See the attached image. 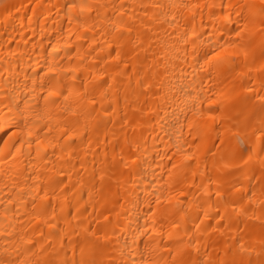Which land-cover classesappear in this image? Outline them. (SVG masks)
Instances as JSON below:
<instances>
[{"label":"bare ground","instance_id":"1","mask_svg":"<svg viewBox=\"0 0 264 264\" xmlns=\"http://www.w3.org/2000/svg\"><path fill=\"white\" fill-rule=\"evenodd\" d=\"M239 2L0 3L4 264L80 259L86 243L101 246L116 264H138L148 256L146 248L156 250L161 264H172L168 253L181 244L190 255L176 257V264L202 258L264 264V185L253 179L264 167L253 134L264 118L258 99L264 96L261 38L239 67L205 64L216 38L239 28L234 13L224 20L231 11L226 6ZM73 3L93 7L70 11ZM53 87L63 93L55 104L68 110L49 134L46 119L34 121L43 116L44 97ZM64 88L80 96H68ZM209 97L217 103L209 105ZM26 104L32 115L24 124ZM209 107L219 126L206 129L200 109ZM222 110L230 121L219 120ZM14 124L19 127L13 135ZM29 127L32 137H26ZM237 133L243 135L240 144ZM230 136V147L221 152L219 138ZM38 139L51 143L43 148ZM245 148L244 160L228 156Z\"/></svg>","mask_w":264,"mask_h":264},{"label":"snow or ice","instance_id":"2","mask_svg":"<svg viewBox=\"0 0 264 264\" xmlns=\"http://www.w3.org/2000/svg\"><path fill=\"white\" fill-rule=\"evenodd\" d=\"M91 7L93 6L85 3H73L68 5L70 11L72 9H79L81 13H84L86 9L90 10ZM95 7H100V5H95ZM193 7L195 8L199 6L193 5ZM226 7L231 9V11L227 14L226 17H224V20L230 19L231 15L234 13L235 16L241 21V24L235 31L229 30L230 34L217 37L215 47L211 51V54L207 52L205 53V56L207 57L205 60V64L217 70L239 67L241 62L246 61L251 55H253L256 39L258 36L261 38V55H264V0H241V2L239 3L227 5ZM119 27H123V25H120ZM192 35L195 37L196 33L193 32ZM48 71L50 73H56L58 69L55 67H49ZM64 91L68 92V96H80L79 92L73 93L67 88H64ZM62 94V92L57 91L56 88L53 87L44 97L45 105L43 116H37L36 121H34V123H36L40 119H46L48 121L44 125V131L46 133L50 134L52 122L55 121L57 124H59L61 122L63 113L68 110L67 107L61 109L59 105L55 104V100L58 99ZM68 96H65V101H67ZM49 98H51V108L49 107ZM207 99L209 105L217 103V101L211 99L210 97ZM258 99L260 101L261 112L264 113V96H259ZM199 103L202 105L204 101L201 100ZM220 103H224V101H221ZM22 115L25 117V119L21 120L20 123L27 124V117L32 115L29 105H25V108L22 110ZM200 115L204 118V127L206 129L219 126L216 123L218 119L217 115L211 107L207 109H200ZM219 120L221 122L230 121L231 115L228 111L222 110L219 116ZM64 122L66 123V121ZM6 126L7 124L0 125V128ZM18 127L19 126L16 124L12 126L13 135L15 134ZM20 131H23V129H20ZM253 134H258L257 139L260 142L259 151L261 153H264V118H262L261 120L260 127L253 130ZM34 135V131L29 127L26 132V137H32ZM65 135H67V133H65ZM200 138L201 136L198 134L197 139ZM235 139L237 141V144H240L243 141V135L237 133L235 134ZM231 140V136L228 138H219V150L223 152L224 150L228 149L231 145ZM36 143L38 146L47 148L49 147L51 141L45 143L42 139H38ZM213 147H217V145L214 143ZM209 151H211V149H209ZM246 154V148L243 150L232 149L231 152L228 153V156L231 159L244 160V156ZM213 155L215 156L216 153H213ZM221 159H225V156L222 155ZM248 159L250 160L251 156H249ZM245 163L247 162L245 161ZM225 166L232 167L231 164H226ZM260 172L261 176H253V179H258L260 181V184L264 185V167L260 168ZM217 183H220V181H217ZM204 190L207 191V186L204 187ZM262 191H264V189H262ZM247 195L251 200L254 193L249 191ZM216 196H221V193L216 192ZM225 199H228V197H225ZM233 208L235 209V204H233ZM203 215L207 216L208 211H203ZM215 215L219 216L221 221L225 219V217L221 215L220 211H216ZM197 227H199V225H197ZM169 243H172L171 238L169 240ZM146 251L148 252V256H142L138 264H161L162 257L156 252L154 248H146ZM196 251L198 252L199 249H196ZM80 253V259L62 260L60 261V264H116V261L114 259H106L105 257L109 254L104 252L103 248L95 243H86L82 245L80 248ZM168 254L173 257L172 264H176V257L179 256L182 259L185 255H190L187 247L183 244L173 250H170ZM73 257H75V251H73ZM0 264H4V261L0 260ZM121 264H126V262L122 261ZM134 264H136V262H134ZM191 264H214V262L209 258H202L198 262L192 260ZM231 264H244V262L233 261L231 262Z\"/></svg>","mask_w":264,"mask_h":264},{"label":"rangeland","instance_id":"3","mask_svg":"<svg viewBox=\"0 0 264 264\" xmlns=\"http://www.w3.org/2000/svg\"><path fill=\"white\" fill-rule=\"evenodd\" d=\"M2 1H4V0H0V3H1Z\"/></svg>","mask_w":264,"mask_h":264}]
</instances>
